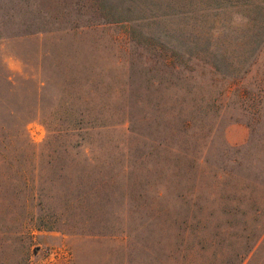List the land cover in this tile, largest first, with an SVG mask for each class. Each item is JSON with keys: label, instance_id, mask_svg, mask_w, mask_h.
I'll list each match as a JSON object with an SVG mask.
<instances>
[{"label": "rangeland", "instance_id": "1", "mask_svg": "<svg viewBox=\"0 0 264 264\" xmlns=\"http://www.w3.org/2000/svg\"><path fill=\"white\" fill-rule=\"evenodd\" d=\"M262 224L264 0H0V264H235Z\"/></svg>", "mask_w": 264, "mask_h": 264}, {"label": "trees", "instance_id": "2", "mask_svg": "<svg viewBox=\"0 0 264 264\" xmlns=\"http://www.w3.org/2000/svg\"><path fill=\"white\" fill-rule=\"evenodd\" d=\"M178 60V59H177ZM175 72L177 76L175 77L176 80H185L184 75L181 74V67L179 64L175 62ZM180 67V68H179ZM179 95L175 94L174 100L178 99ZM177 105L175 108L172 110V119L176 121V124L174 127H172V130L168 136H170L171 140H173V146L169 147L171 149L176 150L178 148L177 146V141L176 138L178 136L184 134L186 130L189 128L191 124L190 118H185L183 116V108L182 105V100L177 101ZM166 141V140H164ZM169 147L166 146L164 143H161L160 149L165 150L169 152ZM174 175V201L176 203V207L172 208L171 214H170V220L172 222H177L180 221L184 224L187 223V219L189 217H192V210L196 206V202L198 199H200V196L198 194V191L190 186V187H185L183 186V176H185V173L181 172L180 174H173ZM157 195H160V192L157 193ZM168 216V210L166 209L165 206H158L155 207L152 211L149 212V214L144 216V224H149L151 219H158L159 221H163L165 218ZM264 233V224L260 226L259 230L256 232L254 235V238L250 243L247 244L246 248L243 250L241 254H236L237 256V261L235 264H242L243 260L246 258L248 253L253 249L255 244L258 242L262 234ZM247 236H243V239H245ZM193 246H190L187 262L188 264L193 263V254L198 250H204L202 246H198L197 249H191ZM180 252V251H179Z\"/></svg>", "mask_w": 264, "mask_h": 264}]
</instances>
